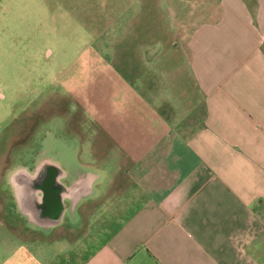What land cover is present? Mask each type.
<instances>
[{"label": "crops", "instance_id": "0c3cea01", "mask_svg": "<svg viewBox=\"0 0 264 264\" xmlns=\"http://www.w3.org/2000/svg\"><path fill=\"white\" fill-rule=\"evenodd\" d=\"M145 10L119 96L99 102L115 146L101 148L104 130L103 159L84 158L102 171L98 195L71 213L77 226L44 237L61 241L41 264H264V0Z\"/></svg>", "mask_w": 264, "mask_h": 264}, {"label": "rangeland", "instance_id": "374dc122", "mask_svg": "<svg viewBox=\"0 0 264 264\" xmlns=\"http://www.w3.org/2000/svg\"><path fill=\"white\" fill-rule=\"evenodd\" d=\"M145 1L0 0V157L11 139H29L40 120L54 111L62 113L69 101L79 108L74 125L84 130V158L100 156L99 151L90 154L104 130L111 133L101 148L117 140L112 138L114 131L119 133L112 108L107 106L103 129L99 102L119 96L114 86L121 82V60L129 54L133 24L152 19ZM185 7L178 11L183 13ZM139 11L142 17L136 19ZM159 50L160 45L152 53ZM120 108L118 112L126 110ZM203 114L200 110L197 117ZM16 224L2 215L0 201V264H41L59 248L51 244L60 239L46 240L44 234Z\"/></svg>", "mask_w": 264, "mask_h": 264}, {"label": "flooded vegetation", "instance_id": "af4514ba", "mask_svg": "<svg viewBox=\"0 0 264 264\" xmlns=\"http://www.w3.org/2000/svg\"><path fill=\"white\" fill-rule=\"evenodd\" d=\"M78 109L75 102L69 101L62 113L54 111L47 119L40 120L29 139H11L0 157L2 215L10 223L17 222L16 226L24 231L28 229L50 238L59 226L80 223L79 218L71 217L75 212L71 201L83 194L75 192V186H85L89 178L83 157L84 130L74 125ZM99 140L98 136L92 144L95 152ZM114 143L106 149L114 147ZM100 157L94 162H100L103 159ZM31 196L36 202L34 206L28 203L29 207L25 197Z\"/></svg>", "mask_w": 264, "mask_h": 264}, {"label": "water", "instance_id": "95a60500", "mask_svg": "<svg viewBox=\"0 0 264 264\" xmlns=\"http://www.w3.org/2000/svg\"><path fill=\"white\" fill-rule=\"evenodd\" d=\"M86 174L89 178V183L86 184L85 186H81L82 184H77L74 189L75 192L79 191V192H83V194H81L78 198H74L71 201V207L75 209V216L77 214V210L78 207L80 206V204L86 200H90L94 197H96L98 195V189H97V182L98 180L100 181L102 178V171H100V169H98L95 166H90L88 165V167H86L85 169ZM100 178V179H99ZM84 187V189H82ZM28 198L26 200V203L29 207H31L28 203H32V205L34 206V202L35 198L34 197H25V199ZM25 201V200H24ZM23 201V202H24Z\"/></svg>", "mask_w": 264, "mask_h": 264}]
</instances>
